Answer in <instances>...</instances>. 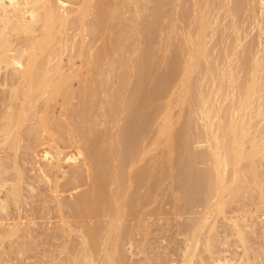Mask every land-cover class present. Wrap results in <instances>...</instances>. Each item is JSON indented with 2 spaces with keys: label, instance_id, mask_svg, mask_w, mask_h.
<instances>
[{
  "label": "bare ground",
  "instance_id": "1",
  "mask_svg": "<svg viewBox=\"0 0 264 264\" xmlns=\"http://www.w3.org/2000/svg\"><path fill=\"white\" fill-rule=\"evenodd\" d=\"M10 1L11 2L9 4H6L4 2V0H0V23H2V25H0L1 26V28H0L1 29L0 30V64H2V62H3V65H2L3 68L2 67L1 68L4 69V63H5V65L10 66L8 68L14 69V70L9 69L10 71L11 70H13V71L18 70L19 73L16 72L17 76H18V74L21 75V76H19L20 81L18 82V84H17L18 86L16 88L17 92L15 91L16 93H18V95L19 94L25 95V97H26L27 94H34V93H40V92H41V95H43V96H44V94L45 95L46 94L51 95V93L55 91L57 85H60L62 82H66V83H62V85L64 84L63 85V87H64L69 82V77L67 78L66 74H65L66 76L63 75L66 78L61 77L59 75L60 74L59 71L64 70V69H61L62 67L60 68V66H62L63 63L60 62L62 60L59 61V59L61 56H62V58L64 55L66 56L67 52H66V54L64 52L66 50H68L67 49L68 44L66 43L67 48L65 47V44H64L66 42V40L63 43V40L66 37V35H65L63 38V35H64L63 34V30H64L63 27L66 24V22H67V24H69V23H72L71 22L72 20L73 21H74V19L77 20V18H76L77 16L75 15L76 13L75 14L73 13L74 16H76L75 18H73L74 16L72 15L73 19L64 15L65 14L64 11L69 9V8H66V7H68V6H66L67 4L65 2H62L61 0H10ZM96 1H98L96 6L94 7L96 9H94L93 11H96V13L98 12L101 14H99L100 16L97 19V17L96 16L94 17V14H93L95 12H92V11L90 12L91 14H93V17L91 15H90V17L95 18V23H94V20L90 18L89 23L91 26H86V27H91V28H90V30L85 29V31H83V33L85 34L86 30H87V32L88 31L91 32V33L88 32L91 35L93 32L92 29H94L93 24H95V28H99V29L98 30L96 29L97 33L94 34L93 36L96 35L95 39L98 40L101 37L104 38L105 34L108 36V34L110 33L109 31H107L109 33H106V31H105L106 28L108 30L110 29V28H108L110 26L109 25L110 21L108 20L109 22L107 23V19L109 18L107 16V10L105 9V11H103V7H105L107 4L106 0L104 1L106 3H104L103 0H96ZM160 1L162 2V4L158 7L155 6V8L156 7L157 8L156 9L154 8L155 11L151 12L152 16L150 15L149 18L152 19V17H153V19H154V20H152V21H154L153 23H156L158 21L161 22L163 19L164 20L166 19L168 21V22L166 21L168 23L167 29L170 32V34L172 35L171 36L172 38L169 37L172 40L171 41L167 40L171 43H168L165 40V42H167L168 44L164 43L165 48L162 47L163 50L160 49V47H159L160 52L158 51L157 48L153 49L154 51L148 50V51H150V52L152 51V52L150 54L146 53L149 56H147L145 54L147 56V58H145V57H143L144 53H140V51H139V47L136 44L137 41L135 42V44H132L133 42L131 43V40H130L131 38H130L127 41V43L125 41V43H126L125 45L121 44V42H122L121 38L123 37L125 39V37H126V34H125V37H124V35H122V37L120 38V36L122 34L121 33L119 36V38L121 39V40H119V42L120 41L121 42L119 43L116 40L117 43H119V44H117L116 41H113V40H112L113 44H112L111 40L109 41L111 43H108L107 41L109 39L106 40V35H105V40L103 38L100 39L102 42L101 48L97 47L98 49L96 48L97 50L96 51L94 50V52L92 53V54L95 53L94 55H92L91 57H87V59H85V58L83 59V60H87V68H86L87 70L86 71H88L87 74L91 78V79L89 78L90 79L89 81L92 82V84H91L92 86L89 85L91 88L87 87L90 90V92H89L90 94L88 95L89 96L88 99H90V96H91L92 97V101H91L92 103L91 102L86 103L89 105L87 106L85 104L86 107H84L85 109H83V111H81L82 108H80L81 110L79 109L81 111V115L79 113L80 111L78 113H79L80 117L82 116V118H79V120H78L77 117H79V115L78 116L76 115L77 119H75V120H77V121H74V120L73 121L76 122L77 125H75L76 126L75 127L73 124V126H74V128H77L78 130L80 129V131L82 133L77 130V132H80L79 134H82V135L86 134L87 135V137H86V135H84L85 138L87 139V140H85L86 142H88V141L92 142V143H90V148H91L90 153H92L91 154L92 158L91 157L90 158L92 160V162H91L93 164L92 166H94V169H92V173L94 171V174H92L93 177L91 175L92 182H90L91 179L89 180V178H88V180H89L88 182H90V184H88V186H85L86 188H88L89 191L85 190L86 188L83 189V190H85V192L82 191L83 194L80 193V196L78 195V199L76 197L75 199H77V200L74 202L71 201L72 204L70 203V206L68 205L69 209H71V211H72V216H73V213H75L74 218L75 219L77 218L78 221L77 222L75 221L74 225L65 226L66 224L65 225L61 224L63 222V220H62V222H58L54 225V227L56 226L55 233H57L55 235H57V237L60 238L62 242H59L61 244L57 243V244H59L58 253H56V255L53 257V258H55V260H52V261H54V262L56 261V263H53V264H124V263L128 262L126 260L127 258L125 259V262H124V257H126L127 255L124 256L125 252H123V251H124L125 243L127 244L129 242L128 240L131 239V237H130L131 229L133 228L134 224L137 225V226L135 225L134 227H137L138 230L142 229L141 227H143V224H144L143 222H145L142 220H144V217H147L146 215H148L149 217L151 216L152 212L154 211V210L152 211V205L156 203V200H152V198H150L151 196H149V195H148L149 196L148 198L147 197L144 198L145 202L147 201L150 204L147 207V212L140 214V216H138L139 214L137 215L138 217L136 219L139 218V220L137 221L138 223L135 222L133 224V226H132V224H129L130 219H128L127 217H129L131 215L134 216L136 213H139L136 210L138 205L135 206V203L139 204V201H140V204L142 203V205H141L142 208H144L145 205L148 204L147 202H146L147 204L143 203L144 200H143L142 195H141L142 196V198H141V196H139L137 193H135V190H136L135 184H142V185H144V187H146L147 190H151L152 187H154L153 186L154 183L157 181L156 178H154L153 176H150L149 171H148L149 169L147 170V167L149 168V166H146L147 163L144 164L146 161L147 154L149 153L151 147H152V150H154V148L158 149V147H159L158 145L161 146V144H164V143L166 144L167 148L164 149L165 150V152H163L164 156L163 155L162 156H163V160L165 161V163L166 164L168 163V166L169 165L171 166V167H169L171 169H172V165H175L177 160H179L181 163L186 162L184 164L187 166H190V167L193 166L194 164L196 165V163H203V164H206L208 166L206 168V171H205L206 172V176H205L206 181H204L205 183L204 182L201 183L200 181L197 182V183L204 184L203 189L200 186L201 187L200 189L203 190V192L201 194L202 195V201H199V203L201 202L202 204L198 205V210H197V208H196V210L194 209L195 207H197L195 201H194L195 207L192 206L193 202H192V205H190L191 207H189L188 204H191V203H189V200H187V199L186 200L188 202L181 204V201L183 199V195H187V198L188 197L192 198L193 194L195 195V192L197 190L191 189V186H192V184L194 186L195 182H193V180L197 176H195L192 180L191 176L189 175L188 179L189 178L191 179L190 180L191 183L188 180L186 183H185L186 180L183 181L184 185L183 184L181 185L182 182L179 183L180 184L179 186L181 188H182V186L183 187L186 186L187 189L192 190V191L194 190L195 191L194 193H192V191L187 192L186 191L187 189L183 188L186 190H185V193L181 194L179 192H181L182 189L180 190L179 188H176L180 191L177 192L176 193L177 196L174 197V204H173L174 212L172 211V215L174 213V215L177 218L183 219V221L184 220L185 221L191 220L190 219L191 216L193 217L196 214L200 215V217H197L195 219V220H197L198 223H196V222L193 223V224H196L195 226H193V224H192L193 229H192V227H189V229L185 228V230H184V227H186V225H187V222H184V223H186V225L183 227V229L180 230V232L183 230L184 235H186V236L190 235V237H191V238L189 237L190 240L195 239V241H196V242L194 241L196 244L194 246L195 249L192 252L193 255L192 254L189 255L188 253H185L186 256H184V258H183V264H195V262H193L194 258H199L200 262L196 261L197 264H199V263L200 264H209L208 263L209 261L206 260L208 258H204L203 255L197 254V252H199L197 250V248H198V246H200L199 244L202 243V241H201L202 237H200V238L198 237V234H199L200 230L202 229L201 225L204 222L207 224L210 221L214 224V222L219 217V215L224 214V211L226 210L225 207L227 205V202L225 201V199L230 198V197L232 198L234 192L241 190V187H242L241 184L243 182V181H241V179H242L241 175H243L244 177L246 175L252 176L253 180H252V178L250 180V182H252L251 190H254V192L256 191V193L261 194V197H264V183H263L264 179H262L263 175H261L262 177L260 176V174L257 171V170H259V168H257L258 166L256 167V165L260 163L259 161H264V0H185V2H187V3L189 2L187 9L183 8L182 1H184V0H172L171 3H168L169 1H167V2L162 1V0H160ZM85 3H87V1ZM88 4L94 5L95 3L93 2V4H92V2H91V4L90 3H88ZM108 5H110V4H108ZM138 5H136V6L138 7ZM167 5H169L168 7H172V8L170 9L171 11L167 10V13H166L165 12L166 10L164 9V7H166ZM256 5H258V6L256 7ZM181 6H182V8H181ZM83 8H85V7H83ZM83 8H81V9H83ZM106 8H107V6H106ZM122 8H123V6H122ZM138 8L140 9V7H138ZM138 8L136 9V11L138 10ZM98 10H100L101 12ZM163 10H165V11H163ZM256 10L258 11L257 14L255 13ZM69 11H71V10L69 9ZM82 11H79L80 14L78 15V21L81 20V17L85 14V12L83 14ZM89 11L90 10H88L87 13ZM72 12H74V11H72ZM139 13H140V10H139ZM108 14H110V11H108ZM113 14L114 13H112V15ZM141 14H142V12H141ZM140 15H139V17H140ZM256 15L260 16V17H258L259 18L258 22L260 21L259 22L260 26H259V23L257 22L258 27H260V29L259 28H257V29H259V31L261 32L260 34H262V35H260L259 33H257L260 35V37L257 34L254 36L252 35L255 32V30H253L254 29L253 26L256 25L255 24L256 23L255 21L257 20ZM69 19H72V20H69ZM83 19H86V17ZM111 19H112V17H111ZM76 20H75V22H76ZM86 20H88V19H86ZM91 21H93V23ZM54 22L57 23L56 24L57 26L55 25L57 27L56 29L51 28V26ZM83 22H82V24H83ZM141 22L143 23V21H141ZM150 22L151 21H149V23ZM40 23L42 24L43 33L40 31V29H36V28H39V27H37V25ZM85 24H87V23L84 22V26H85ZM107 24H108V26H107ZM112 24H113V22H112ZM78 25H80V24L79 23L77 24V28H80V26L78 27ZM137 25H140V23ZM71 26H72V24H71ZM142 26H144V25L142 24ZM142 26L140 25L141 29L144 28ZM155 27H156V25H155ZM77 28H76V31H77ZM101 28L104 30H102ZM145 28L147 29V27H145ZM52 29H54V30H52ZM67 29L69 30V28H67ZM100 29H101V31H99ZM112 29H114V27H112ZM37 30L40 31V33L42 34L41 35L42 37L40 35H39L40 37L37 36V34H36V32L38 33ZM83 30H84V28H83ZM94 31H95V29H94ZM145 31H148V30H145ZM149 31H152V33H153L154 30L149 29ZM259 31H256V32H259ZM101 32H103V33H101ZM104 32H105V34H104ZM155 32L156 31H154V33ZM12 33L24 34L26 37V40L29 39L28 40L29 43L32 40L38 39V41H36L37 42L36 44L39 46L40 51L38 50V52L41 54L40 59H38V57L35 59H34V57L32 58L33 54H31V52H32L31 49H34L36 47V45H34L35 47L33 45H31L32 47H34V48H31V46H28L30 44H28V45L26 44L28 41L23 42L26 44L27 49H28V47L31 48V49L27 50L26 52L25 51H19L16 49L14 50L12 47H11L12 49L11 48L9 49V47L12 46V43H13V41H11V38H9ZM147 33H149V32H147ZM154 33H153V36H154ZM101 34L102 35L104 34V35L102 36ZM110 34H112V33H110ZM143 34L141 33V35H143ZM78 35H77V38H78ZM99 35H101V37ZM138 35H140V34L138 33ZM18 36H21V38H22L20 40L21 42H22V40L25 39V38L23 39V37H24L23 35H18ZM12 37H13V34H12ZM14 37L17 38L16 36H14ZM86 37L88 38L89 36L86 35ZM70 38H72V37H70ZM87 38H86V40L88 41L89 38L88 39ZM119 38L117 37L116 39H119ZM18 39H20V38H18ZM18 39H17V41H18ZM74 39L76 40L75 36H74ZM74 39H72V40L74 41ZM92 39L93 40H91V39H89V40H91V42L95 41L94 37ZM124 39H123V41H124ZM17 41H16L15 45L17 43H19V45H20L21 43L17 42ZM70 41L68 40L67 42H70ZM87 41L84 43L86 45V47L84 45H82L85 49L88 46ZM104 42H106L107 44L103 47V45L105 44ZM128 42L130 43V45L128 44ZM23 43H22L23 46L20 45V46H22V48L20 47L21 49L25 48V46H24L25 44H23ZM100 44H99V46H100ZM70 45H71V43H70ZM91 45H93V44L91 43ZM13 47H15V46H13ZM83 47H82V49H83ZM87 49L89 50V48H87ZM93 49H95V48H93ZM75 50H76V47L72 51H75ZM88 50L84 51V49H83L82 51L88 52ZM156 50L158 52H155ZM161 50H162V52H161ZM214 51L218 52V54L216 53L217 55H215ZM10 52H12V54ZM211 52H214V53H211ZM34 53H35L34 54V56H35L36 52H34ZM155 53L156 54L158 53L161 55L159 56L157 54L159 56L158 57L157 55H155ZM86 54L88 55V53H85L84 56ZM59 62L61 64L60 66H59ZM19 67L22 69L24 68V69L23 70L19 69ZM146 68L149 69V72L151 71L152 75H151V73H150V75L144 74V72H145L144 70ZM149 72H147V73H149ZM56 73H59V74H56ZM12 74H14V73H12ZM61 74H62V72H61ZM12 76H14V75H11V77ZM14 77H12V78H14ZM161 78H163L167 81L166 82L163 80L167 84V88H166V84L165 83L163 84L162 88H164V86H165L164 91H162L163 94L161 93L160 85L157 82V81H159L158 79H160L162 81ZM0 80H1V77H0ZM153 80H155L157 83ZM152 81H153V84H152ZM1 82H0V84L2 85L3 82L2 83ZM14 82H16V81H14ZM154 83L156 85L157 84L159 85L158 86L159 89L157 88V86L155 87ZM7 84L9 85V82H7ZM68 85H69V83H68ZM84 86H85V84H84ZM63 87H60V89H64ZM66 88L67 87L65 86V90H66ZM102 88H103V90H102ZM85 89H86V87L83 88L82 91L80 90V92L81 93L82 92L88 93L89 90L87 91ZM7 90H9V89H7ZM158 90L160 91L161 94L158 92ZM12 91H13V89H12ZM56 91H59V88ZM99 91L102 92V93H100L101 95H103L102 97H104V96H108V97L110 96L111 97V99L113 100V101L111 100V102H113L111 109L108 110V107H110L111 104L105 105L101 102L103 99L99 97L100 96L98 94ZM75 92L77 93L78 91H75ZM80 92H79V94H80ZM103 92L105 95L103 94ZM70 93L68 94V97H69ZM56 95H57V92H56ZM71 95H73V94L71 93ZM97 95L100 99H102L101 101L99 100V98H97ZM63 96H64V94H63ZM145 96H147L148 101H150L149 103H152V104L147 105V106L150 107L152 105L154 107L153 108L151 106L154 110L153 117L151 116L152 114L150 113L151 114L150 120H152V118H153V120L152 121L146 120V123L144 122L145 117L142 116L143 111L147 108V107H145L146 104H149L145 100V98H146ZM18 97L19 96H17V98ZM22 97H24V96H22ZM38 97H41V96L38 95L37 99H38ZM76 97H77V95H76ZM149 97H150V99H153V100H149ZM29 98L30 97L26 98V100ZM94 98L95 99L97 98L96 100H99L101 102L100 105L97 104V109H100V107L103 108L104 105L108 106L107 108L105 107L103 109L104 112H105V110H107L106 113H104V116H106L108 119V122L111 121L113 125L115 123L121 124L120 127H121L122 131L124 130L123 127L124 128L126 127L125 124L126 125L129 124V123L127 124L128 121L126 122V119H128L130 117L128 120L131 121V117H136L137 114H139L138 117H141V116L143 117V118H140L143 120L138 121V123H139L138 127H137L138 129H139V126L141 128L144 123H145L144 127L146 126L147 123L149 124V125L147 124L148 126H146L145 128L142 127L140 129V131L142 129H144L142 131H145V130L147 131L148 130L147 127L150 126L149 130L147 131L148 134L147 133L145 134V136H147V138H145V139L143 138V140H142L141 136H139V138L141 140L139 139L140 141L138 140V143H136L135 138L137 137L138 133H137L136 137H134L133 141L135 140L134 142H135V145H137V146H136V148L134 147V149H133L134 151L130 149L132 152V155L129 158H127L129 161H127V159L125 160L126 162L124 161L126 164L125 167L122 165V162L119 163V158H120L121 154H119V158H118V154H116V153H119L118 151H120L119 150L120 149V146H119L120 142L114 143L115 142L114 141L113 142L114 144L111 147H110L111 144L108 145V143H107V146H108L107 148L104 146H103L104 148H102L100 146L101 144H100L99 140L101 139V137H100L101 135L100 136L97 135V134H100L99 131H98V133L94 132V127L97 124V123L94 124V122H96L95 119L97 117L92 116V113H93V109H95V108L91 107L92 112L90 109V106L93 103H95ZM138 98H139L140 102H138V104H137V101H135V100H138ZM47 100H48V97H47ZM72 100H73V98H72ZM81 100H82V97H81ZM143 100L146 102V104L143 103ZM173 102L176 104V106H179V108H182V110H185L184 112H187V114L191 116V120H194V123H195L194 127L195 128H193V126H189V127H187L188 130L193 131V133H194V131L196 132V130H197V131H199V133L197 132V133L190 135V132H188V134L186 133L187 134L186 138H182L180 136L185 137L184 136L185 133L184 134L182 133V135H181L180 134L181 131L179 132L177 130V132L180 134L178 136V133L174 130L175 126L177 128V125H178V124L176 125V122L173 120V119H175V118H173L175 115H173V117H171V113H173L172 110L175 111V109H173V107L175 105V104H173ZM96 103L93 104L92 106L95 105V107H96ZM132 103L133 104L136 103L134 105L136 107L131 106V105H133ZM15 104H17V103H15ZM29 105H30V103H29ZM41 105H43V103ZM60 105H62V104H60ZM21 107H22V105H21ZM39 107H40V105H39ZM22 109H23V107H22ZM176 109H177V107H176ZM32 110H33V108H32ZM39 110H41V109H39ZM149 110H150V108H149ZM17 112H19V111H17ZM100 112L103 113L101 110H100ZM22 114H24V111ZM58 114H59V111H58ZM94 114H95V111H94ZM173 114H175V113H173ZM24 116H26V115H24ZM57 117H59V115ZM92 117H93L94 121L92 120ZM13 118H15V117L13 116ZM20 118H21V114H20ZM183 118H184V115H183ZM63 119L65 120V118H63ZM72 119H74V118H72ZM21 120H19V121L20 122L24 121L23 118H21ZM64 120H63V122L60 123L61 126L59 125V127L61 128L64 125V127L68 131L67 134H70V137L72 136V138H73L75 136L74 132L76 130H74V128H71V126L69 127L68 122L67 121L64 122ZM181 120L182 119L180 118V121ZM35 121H33V122H35ZM69 122H70V119H69ZM111 122H109L110 126H111ZM140 122H142L141 125H140ZM150 122H151V124H150ZM35 124H36V122H35ZM78 124L83 125V127L80 125H79L80 126L79 127ZM27 127H29V126H27ZM30 127H32V126H30ZM129 127H130V125H129ZM135 127H136V125H135ZM127 128H125V130ZM192 128L195 130H192ZM66 129L64 130L62 128V130H64V132H67ZM112 129H113V127H112ZM128 129H130V128H128ZM28 130H30V129H28ZM125 130H124V133H125ZM86 131H87V133H86ZM128 131H130V130H128ZM133 131H135V130H133ZM133 131H130V134ZM140 131L138 130V132H140ZM106 132H108V131H106ZM126 133L124 134L125 136H126ZM39 135H40V133H39ZM88 135H89V137L91 136L90 137L91 139L88 137ZM119 135L120 134H118L119 138H117V141L120 140L121 136L124 137V135H120V136ZM142 136H144V133L142 134ZM66 137H69V136L66 135ZM66 137H65V139H66ZM98 137H99V139H98ZM111 137H112V135H111ZM195 137L203 138V141L206 143V148L203 151H197L196 149L193 148V146H195L194 145ZM92 138H97V139H92ZM180 138H182V139H180ZM112 139H114V138L112 137ZM112 139H110V140H112ZM196 139H195V142H196ZM51 140L53 141V139H51ZM69 140L70 139H68L67 141H69ZM73 140H74V138H73ZM76 141H77V138H76ZM197 141H198V139H197ZM111 142L112 141H110L109 143H111ZM123 142H124V140L122 141V143ZM98 143H99V146L101 147V149L99 146H97ZM93 144H94V146H93ZM50 146H51V144L49 145V147ZM122 146L123 145H121V150L123 148ZM93 147H95V148H93ZM132 147L133 146H131V148ZM126 149L128 150V147ZM66 150H68V149H66ZM128 152L131 154V152L129 150H128ZM69 155H71V153H69ZM126 155L124 154V158ZM4 158H6V157H4ZM121 158H123V157L121 156ZM120 160L123 161L124 159H120ZM159 160H161V159H159ZM39 161H41V160H39ZM39 161H37V162H39ZM75 162H76V159H75ZM78 162H80V161H78ZM127 162H128V164H127ZM158 162H161V161H158ZM177 163H178V161H177ZM119 164L122 165V169H121V166L119 167ZM166 164L164 167L167 166ZM262 164H263V162L259 166H261ZM158 165L155 164V166H157V167H158ZM39 166H40V163H39ZM166 169H168V168H166ZM171 169H169V171H171ZM0 170H1V168H0ZM172 171H173V169H172ZM1 173L2 172L0 171V174ZM47 174L46 175L44 174L43 177L46 178L45 176L49 175V174L48 175ZM71 174H72V172H71ZM90 174H91V172H90ZM153 174H154V172H153ZM194 174H195V172H194ZM173 175H175V174H173ZM203 175L204 174H202V176ZM50 178H52V177H50ZM50 178L47 177L46 179L51 180ZM78 179H79V177H78ZM201 179L203 180V178H201ZM195 180H197V179H195ZM246 181H248V180H245V182ZM187 183H190L191 186L189 184L185 185ZM156 184H157V182H156ZM175 184H176L175 185V187H176L178 185V183H175ZM243 184H244V182H243ZM2 185L3 184L0 181V189L2 188ZM80 186H82V185L80 184ZM90 186H91V188H90ZM121 186H125V187L127 186V189H126L127 192L128 193L131 192L130 196L133 195L132 196L133 198L130 200L129 204L127 202L126 203L124 202L125 200L128 201V199H125L123 201L124 197L123 198L121 197L122 194H125V192H126V190L124 192L120 191ZM64 188H66V187H64ZM77 188H80V187H77ZM131 188H134V189H131ZM176 189H174L175 192H176ZM80 190H82V188H80ZM65 191H66V189H65ZM65 191H63V192H65ZM72 191H73V189H72ZM13 192H15V191H13ZM13 192L10 194H11V196H13L15 198L16 194ZM79 192H81V191H79ZM74 194L77 195L78 194L77 191ZM241 194H242V192H241ZM105 195L109 198L106 199ZM197 195H195V197H197ZM66 196H67V194H66ZM198 196L200 197V194ZM5 197L8 198V196H5ZM103 198L105 200H108V203L106 202L108 205L106 203H104ZM134 198L136 199L135 203L133 202V201H135ZM68 199L70 200V197ZM141 200L143 202H141ZM172 202H173V200H172ZM236 202H238V201H236ZM5 203H4L5 205H2V206L0 205L1 206L0 212L3 211V213H4V211H7V210L10 212V210L8 209V206H7L9 202L8 203L5 202ZM186 206H188V207H186ZM235 210H237V209H235ZM251 210H254V209H251ZM250 214H252V213H250ZM102 215L107 216L108 218L109 217L111 218L109 223L105 224L103 222V220H102V222L104 224L99 223L98 220H96V222L92 223V220L99 219V217H101ZM186 216H188V217H186ZM189 216H190V218H189ZM253 217H251V218H253ZM6 218L8 219V217H6ZM7 219H5V220H7ZM2 220H3V218L1 219L0 224H2ZM66 220H67V217H66ZM123 221H125V222H123ZM243 221H244V219H243ZM189 222H191V221H189ZM10 223H12V222H10ZM73 223H74V221H73ZM184 223H183V225H184ZM236 224L234 226L238 227ZM190 225L191 224L188 223L187 226H190ZM207 226H209V225H207ZM239 226H240V223H239ZM27 227H29V226H27ZM30 227H32V226H30ZM209 227H211V226H209ZM245 228H244V230H245ZM1 230H2V228H1ZM52 230H54V229H52ZM133 231H134V228H133ZM145 231H146V229H145ZM232 231L234 232V230H232ZM72 233L77 235V237L74 236V238H73L74 241H75V238H77L75 241L76 243L73 244L74 248L71 245V241H70V246H69V244L66 243L67 241L65 240ZM188 233H190V234H188ZM243 234H244L243 229L239 228L238 235H239L241 241H243V243H245V241L243 239V236H244ZM10 236H11V239H14L17 236V233L12 232ZM71 236L73 237V235H71ZM1 239H2V237L0 238V241H1ZM186 239H188V238H186ZM16 242H17V240H16ZM194 242H192V243H194ZM66 244H68V245H66ZM132 244H133V242H132ZM225 244H227V243H225ZM27 246L30 247V245H27ZM184 246H185V244H184ZM206 246L209 249L210 243L207 242ZM13 247H14V245H13ZM68 247H69V250H68ZM70 248H71V250H70ZM187 248H189V246H187ZM201 248H203V247H201ZM25 250H26V248H25ZM224 250H226V248ZM21 252H23V250ZM190 252H191V249H190ZM63 253L66 254V255H64V258H62L60 255ZM217 253H218V251H217ZM182 255H183V252H182ZM247 256H248V254H247ZM214 258H216V257H214ZM224 259H222V260H224ZM229 259L230 258L227 257V259H225V261H222L220 258H218V259H214V261H218V262H220V264H231V262H233V261L231 259L230 260ZM251 261H252V259H251ZM7 262H8V260H7ZM23 263H24V261H23ZM170 263L173 264L174 262L170 261ZM255 264H258V263H255Z\"/></svg>",
  "mask_w": 264,
  "mask_h": 264
},
{
  "label": "rangeland",
  "instance_id": "2",
  "mask_svg": "<svg viewBox=\"0 0 264 264\" xmlns=\"http://www.w3.org/2000/svg\"><path fill=\"white\" fill-rule=\"evenodd\" d=\"M61 1L65 2L67 4L66 6H68L66 8H69L71 10V11H69V9L65 10L66 12L64 11V13H65V14L63 13L64 15H66L67 17L72 18L74 16V14L76 13L75 15L77 16V17L76 16L73 17V18L76 17L77 20L74 19V21H73L72 20L73 18L69 19V20H72L71 21L72 23L67 24V22H66V24L63 27L64 28V30H63V34H64L63 38L66 35V37L63 40V43L66 40V42L64 44H65V47L68 44L67 45L68 48L66 47L68 50H66L64 52L65 54L67 52L66 56L64 55L63 58L61 56L60 59H59V61L62 60L60 62L63 63L62 66H60L61 64L59 62V66H60V68L62 67L61 69H64V70L63 71L62 70L59 71L60 74L56 73V74H59L61 77H64L63 75H65V74L67 75V76L65 75L67 78L69 77V82H68L69 85H68V83H67L68 86L65 85L68 89L66 88V90H65V86L63 87L64 84L62 85V83H66V82H62L60 85H57V87L59 88V91H56L58 89L56 87L55 91L52 92L51 95L50 94H46V95L44 94L45 97L43 95H41V92L40 93H34V94H27L26 97H25V95H20V94L18 95V93H16L17 92L16 88L18 86L17 85L18 82L20 81L19 76H21V75L18 74V76H17L16 72L19 73L18 70L13 71L14 69L13 68H8L10 66L5 65V63H4V69H2L3 68V66H2L3 62H2V64H0V68L2 67L0 69V77H1L0 82L1 81L3 82L2 85L0 84V125H1L0 126V168H1L0 171L2 172L0 174V181L3 184L2 188H1L2 190L0 189V205L2 206V205L6 204L5 202H7V203L9 202L7 206H8V209L10 210V212H11L10 213L8 210H7L8 212L7 211H4V213H3V211L0 212V217H1L0 218V222H1V219L3 218L2 224H0V238L2 237V239L0 241V264H26V263L27 264L28 263L29 264H53V263H56V261L54 262L52 260H55V258H53V257L56 255V253H58V247H59V244H61L59 242H62V241H61L60 238L57 237V235H55L57 233H55L56 226L54 227V225L56 223H58V222H62V220H63V222L61 224H63V225L66 224L65 226L74 225L75 221L76 222L78 221L77 218L76 219L74 218V214L75 213H73V216H72V211H71V209H69L70 203L72 204L71 201H73V202L76 201L78 199V195L80 196V193L83 194L82 191L83 192H85V190L89 191L88 188H86L85 186H88V184H90V182H92L91 175L94 174V171L92 173V169H94V166H92L93 164L91 163L92 162V160H91V158H92L91 154L92 153H90L91 152L90 143H92V142L91 141L90 142L89 141L88 142L85 141V140H87L85 138V136H84V135H86V134H84L85 132L83 133L84 135L79 134L81 131H80V129L78 130L77 128H74V126L77 125V123L74 122V121H77V120H75L77 118H78V120H79V118H82V116L80 117V115H81V111H83V109H85L84 107H86L85 104L92 101V97L91 96H90L91 100L88 99L89 98L88 95L90 94L89 93L90 92L89 88H91L90 86H92L91 85L92 82L89 81L91 78L87 74L88 71H86L87 70L86 69L87 68V60H83V59L84 58L87 59V57H91L92 55L95 54V53L92 54L94 52V50L96 51L99 47L101 48L102 42H101L100 39H102L103 37H101L102 34L99 35L101 38L99 37L100 39H98L99 40L98 41V40L95 39L96 35L93 36L94 34L97 33L96 29L97 30L99 29V28H95V24H93L95 31H94V29H92L93 32H92L91 35L89 34V33H91L90 31H88L89 33L87 32V30H90L91 27H86V26H91L90 23H89L90 22L89 19L91 18L90 15L93 17V14H94V17L96 16L97 19H98L99 16H100L99 14H101V13H98V12L96 13V11H93L94 9H96L94 7L96 6V4L98 2L96 0H61ZM86 1H87V3H85ZM104 1L105 0H103V2ZM162 1H166V2L169 1L168 3L172 2V0H162ZM4 2L6 4H9L11 1L10 0H4ZM91 2H92V4H93V2L95 4L94 5H89L88 3L91 4ZM106 2H107L106 6H107L108 9L105 6V7H103V11H105V9L107 10V16L110 18V19L109 18L107 19V23L110 21V23H109L110 26L108 27L110 29L108 30L106 28L105 31H106V33H109V32L112 33V34L109 33L108 36H107L105 34V32H104V34L106 35V40L109 39L107 41L108 43H111L112 40L113 41L117 40L119 42V40L122 39L121 40L122 42L121 41L120 42H121V44L125 45L127 43V41L131 38L130 40H131V43L133 42L132 44H135V42L137 41L136 44L139 47V51H140V53H144L143 57H145V58H147V56H149V55H147L148 53L150 54L152 52V51L150 52L148 50H153V49L157 48L158 51H159L160 49H162V47H164V43L165 44L167 42L171 43L169 41L172 40L171 39L172 35L170 34V32L167 29L168 28V23H167L168 21L166 19L164 20L162 18L163 20L161 22H159V21L156 22L155 21L156 23H153L154 22V21H152V20H154L153 17H152V19L149 18L150 15H151V12H154L155 9L162 4V2L160 0H158V1L157 0H108V1L106 0ZM106 2H104V3H106ZM134 3L135 4L137 3L136 5L139 4L138 7H140V9ZM188 3L185 2V0L182 1V5H183L184 9H187ZM108 4H110V5H108ZM121 5L123 6V8H122ZM79 6L81 8L85 7V8H83L84 10L81 9ZM155 6H157V7L155 8ZM168 6L169 5L164 7V9L166 11L163 10L166 13H167V10L169 11L172 8V7H168ZM257 6L258 5H256V7ZM137 8H138V10L136 11ZM181 8H182V6H181ZM88 10H90V11L87 13ZM139 10H140V13H139ZM257 10L255 12L256 14L258 12ZM72 11H74V12H72ZM79 11H82L83 14L85 12L84 15L82 14L83 16L81 17V20H79L80 22L78 21V15L80 14ZM91 11L95 12V13L91 14L90 13ZM98 11H100V10H98ZM108 11H110V14H108ZM141 12H142V14H141ZM112 13H114L115 15L114 14L112 15ZM139 15H140V17H139ZM85 17L89 21L86 20V19H83ZM111 17H112V19H111ZM258 17H260V16L259 15L257 16V20L255 21L256 25L253 26V28H254L253 30H255V32L253 31L254 32L252 34L253 36L256 35L257 33H259V34L261 33L259 31L260 27H258V25H257V22L259 20ZM91 19H93L94 23H95V18H91ZM75 20H76V22H75ZM83 21L86 22L87 24L88 23L89 24L88 25L85 24V26H84V22ZM141 21H143V23ZM149 21H151V22L149 23ZM77 22L80 24V25H78V27L80 26V28H77V24H78ZM82 22H83V24H82ZM91 22L93 23V21H91ZM112 22H113V24H112ZM139 23H140L141 26L143 24L144 26H142V27H144V28L141 29L140 25H137ZM56 24L57 23L54 22L52 24L51 28L56 29L57 28ZM71 24H72V26H71ZM0 25H2V23H0ZM155 25H156V27H155ZM107 26H108V24H107ZM111 26L114 27V29H112ZM259 26H260V23H259ZM37 27H39V28H36V29H40V31L43 33L42 24L41 23L38 24ZM66 27L69 28V30ZM145 27H147V29ZM0 28H1V26H0ZM76 28H77V31H76ZM83 28H84V30H83ZM257 28H259V29H257ZM54 29H52V30H54ZM85 29H87V30H86V33L84 34L83 31H85ZM101 29L99 31H101ZM149 29L156 31L155 33L153 31L154 36H153L152 31H149ZM102 30H104V29H102ZM145 30H148V31H145ZM37 31L39 33L38 34L36 32L37 36H39V35L41 36L42 34L40 33V31L39 30H37ZM107 31H109V32H107ZM256 31H259V32H256ZM147 32H149V33H147ZM101 33H103V32H101ZM138 33L140 35H138ZM141 33L142 34L144 33V34L141 35ZM12 34H13V37H12ZM12 34H11V36L9 38H11V41H13V43H12V46L9 47V49L12 47L14 50L16 49V50H19V51H25L26 52L27 50H29L31 48H34L35 47L34 45H36V47L34 48L36 51L34 49H31V51H32L31 54H33V56L32 55L31 56H32V58L34 57V59L37 58V57H38V59H40V55L41 54L38 52L39 46L36 44L37 43L36 41H38V39L37 40H32L29 43V41H28L29 39L26 40V37H25L24 34H22V33L21 34L20 33H15V34L12 33ZM120 34H121V36H120ZM125 34H126V37H125ZM259 34H257V35H259ZM18 35H23L24 36L23 39L24 38L25 39L22 40V42H21L20 40L22 38H21V36H18ZM77 35H78V38L81 41L77 38ZM86 35L89 36L88 38L91 39V40H93L92 38L94 37L95 41L91 42V40H89L86 37ZM105 35H104V38H103L104 40H105ZM122 35H124L125 39L122 37ZM260 35H262V34H260ZM260 35H259V37H260ZM14 36H16L17 38H15ZM74 36H75L76 40L74 39ZM119 36H120V38L121 37L122 38L120 39ZM70 37H72V38H70ZM117 37L119 39H116ZM169 37H171V38H169ZM18 38H20V39H18ZM86 38L88 39V41L86 40ZM17 39H18V41H17ZM72 39H74V41ZM123 39H124V41H123ZM68 40L69 41L71 40V41L67 42ZM110 40H111V42H109ZM165 40L166 41L169 40V41L165 42ZM16 41L20 42L21 43L20 45H22L23 42L28 41L26 44L27 45L30 44L28 46L33 45L34 47L31 46V48L28 47V49H27L26 44L23 43V44H25L24 45L25 48L23 47L24 49H21L23 45L20 46L19 43H17L15 45ZM86 41H87V45H88L87 48H89V50L87 48L85 49L82 46V45H84L86 47V45L84 44ZM117 41H116V43H117ZM125 41H126V43H125ZM70 43H71L72 46L70 45ZM91 43L93 45H91ZM104 43H103L104 44L103 47L107 44L106 42H104ZM119 43H117V44H119ZM99 44H100V46H99ZM112 44H113V42H112ZM128 44L130 45L129 42H128ZM13 46H15V47H13ZM75 47H76V50L72 51L73 49H75ZM82 47H83L84 51L88 50V52L82 51L83 50ZM92 47L95 48V49H93ZM159 47H160V49H159ZM162 50H161V52H162ZM158 51L156 50L155 52H158ZM34 52H36L35 56H34V54H35ZM214 52H211V53H214ZM10 53L12 54V52H10ZM83 53L84 54L88 53V55L86 54L87 56L86 55L84 56ZM216 53L218 54V52H215L214 54L217 55ZM157 54L155 53V55H157ZM158 55L160 56L161 54H158ZM9 69H13V70H11L12 72ZM19 69H22V68L19 67ZM146 69L145 70L143 69V70L146 73L149 72V69H147V70ZM61 72H62V74H61ZM145 72H144L145 75H150V73H151V71L149 73H147V74ZM12 73H14V74H12ZM11 75H14V76L16 75V76L15 77L12 76V77H14V78H12ZM151 75H152V73H151ZM66 77H64V78H66ZM161 79H162V81L160 79H158L159 81H157V82L160 85L161 93H162V91H164L165 86H164V88H162V87H163V84L165 83L164 81H166V80L163 79V78H161ZM14 81H16V82H14ZM153 81H155V80H153ZM153 81H152V84H153ZM7 82H9L10 86L7 84ZM84 84H85V86H84ZM158 84L157 85L155 84V87L157 86V88L159 89V87H158L159 85ZM59 86L63 87L64 89H60ZM85 87H86L85 90H87V91L89 90L88 93L87 92H84V93L82 92L81 93L80 90L82 91V89L85 88ZM87 87H89V88H87ZM166 88H167V84H166ZM7 89H9V90H7ZM12 89H13V91H12ZM102 90H103V88H102ZM75 91H78V92L76 93ZM100 91H99L98 94L100 95L99 97L102 98L103 100L100 99L98 97V95H97V98H99L100 101L102 100L101 102L103 104H105V105L106 104L107 105L111 104V106L108 107V106L104 105L103 108L99 106L100 109H97V104L98 105L101 104V102L99 100H96L97 98L96 99L94 98V102L95 103L97 102L96 103V107H95V105L92 106L95 103H93L92 105L90 104L91 105L90 109H91V107L95 108V109H93L92 116H96L97 117V118L95 117L96 118L95 119L96 122H94V124L95 123H97V124L94 127V132L98 133V131H99L100 134H97V135H99V136L101 135L100 136L101 139L99 140V142H100V144H101L100 146L102 148H104V147L107 148L108 147L107 143H108V145L111 144L110 145V147H111L114 143L120 142L119 143V146H120L119 150L120 151H118L119 153H116V154H118V158H119V154H121L120 158H119V163L122 162V165L125 167L126 166V164H125L126 161L125 160L132 155L131 150H133L134 147L136 148L137 145H135V142L138 143V140L140 139L139 136H141L142 140H143V138L144 139L147 138V136H145V134L149 130L150 126L147 127L148 128L147 131L146 130L142 131V130H144V129H142L141 130L142 132H141L140 129L142 127H144V124L146 123V120L147 121L148 120L149 121L153 120V118H152V120H150V117L151 116L153 117V113H154L153 108L154 107L152 105L151 106L153 108L151 106L150 107L147 106V105H150L152 103H149L150 101H148L147 96H145L147 98V99L145 98V100L147 101V103H149V104H146V102L143 100V103L146 104V106L145 105L144 106L147 107L145 110L143 109L144 110L143 111L144 115L142 114V116L145 117L144 118L145 119L144 120L145 123L142 121L144 124H143V126L141 128L139 126V129H138L137 128L138 124H139L138 121L139 120L140 121L143 120V119H140V118H143V117L142 116L138 117L139 114H137V113H136L137 114L136 117H131V121L128 120L130 118L129 117L128 119H126V122L128 121L127 124L128 123L129 124L128 125L125 124V126H126L125 128L128 127L130 129L127 128L125 130V128L123 127V129L125 130V133L127 132L126 136H125L124 135L125 134L124 130L122 131V129L120 127L121 124L115 123L113 125L112 122L109 121V122H111V126H110V123L108 122L107 117L104 116V113H106L107 110H105V112H104L103 109L105 107L106 108L108 107V110L111 109L113 102H111L112 99H111L110 96L109 97L108 96L102 97L103 95L100 94V93H102ZM56 92H57V95H56ZM68 92L69 93L71 92L73 95H71V93H70V95L68 97V94H69ZM79 92H80V94H79ZM158 92L160 93L159 90H158ZM63 94H64V96H63ZM103 94H104V92H103ZM38 95H40L41 97H38V99H37ZM76 95H77V97H76ZM17 96H19L20 98L19 97L17 98ZM22 96H24V97H22ZM28 97H30V98L26 100V98H28ZM47 97H48V100H47ZM81 97H82V100H81ZM72 98H73V100H72ZM149 100H153V99H150V97H149ZM135 101H137V104H138V102H140L139 98H138V100H135ZM14 102L17 103V104H15ZM29 103H30V105H29ZM42 103H43V105H41ZM60 104H62V105H60ZM135 104L136 103H134L131 106L136 107V106H134ZM173 104H175V103L173 102ZM21 105H22L23 109H22ZM39 105H40V107H39ZM86 105L88 106L89 104H86ZM176 107H177V109H176ZM32 108H33V110H32ZM80 108H82V110ZM149 108H150V110H149ZM39 109H41V110H39ZM173 109H175V111L172 110V112L175 113V114L171 113V117H173V115H175L173 117L175 119H173V120L176 122V125L178 124L177 128L175 126L174 130L176 132H177V130L179 132L181 131V133H180L181 135H182V133L183 134L185 133L184 134L185 137H183V136H180V137L186 138L188 132H190V135L194 134V133H197V132L199 133V131H197V130H196V132L194 131V133H193V131H189L188 130L187 127H189V126H193V128H195L194 127L195 123H194V120H191V116L188 115L187 112H184L185 110H182V108H179V106H176V104L174 105ZM22 110L24 111V114H22L23 113ZM100 110L103 113H101ZM17 111H19V112H17ZM58 111H59V114H58ZM94 111H95V114H94ZM78 112L80 113V115H79ZM91 112H92V109H91ZM20 114H21V118H23V120H24L23 122L19 121V120H21ZM182 114L184 115V118H183ZM24 115H26V116H24ZM58 115H59L60 118L57 117ZM76 115L77 116L79 115V117H77ZM13 116L15 118H13ZM62 117L65 118V120ZM72 118H74V119H72ZM180 118L182 119L181 121H180ZM69 119H70V122H69ZM63 120H64V122L65 121L68 122L69 127L71 126V128H74V130H76L74 132L75 136L73 135L74 136L73 137L74 140H73L72 136L70 137V134H67L68 131L64 127V125H63L64 123L62 124L63 126L61 128L59 127V125L61 126L60 123L63 122ZM92 120H93V117H92ZM33 121H35L36 124ZM142 122H140V125H141ZM73 124H74V126H73ZM147 124H146V126L149 125V124L148 125ZM150 124H151V122H150ZM79 125L80 124H78V126ZM129 125H130V127H129ZM135 125H136V127H135ZM27 126H29V127H27ZM30 126H32V127H30ZM80 126L83 127V125H80ZM112 127H113V129H112ZM27 128L30 129L31 131L28 130ZM62 128L64 130L66 129L67 132H64V130H62ZM193 128H192V130H195ZM77 130L80 131V132H77ZM128 130H130V131L135 130V131L131 132V134H130V131H128ZM138 130L141 133L138 132ZM87 131H86V133H87ZM106 131H108V132H106ZM39 133H40V135H39ZM137 133H138V135H137ZM143 133H144L145 137L142 136ZM118 134L124 135V137L121 136L120 140L117 141V138H119ZM180 134L178 133V136ZM66 135H68L70 138L66 137ZM111 135H112V137L114 139H112ZM136 135H137V137H136ZM65 137H66V139L68 138L70 140L67 141L68 139L66 140ZM86 137H87V135H86ZM88 137H89V135H88ZM134 137H136L135 138L136 141L134 140L135 142L133 141ZM76 138H77V141H76ZM182 138H180V139H182ZM196 138L197 137H195V139ZM51 139H53V141ZM92 139H97V138H92ZM98 139H99V137H98ZM110 139H112V140H110ZM195 139H194V145L195 146L192 145L193 148L196 149L197 151H203L206 148V143L203 141V138H201V137L199 138L198 137L197 138L198 141L196 139V142H195ZM121 140L122 141L124 140L125 143L124 142L122 143ZM110 141H112V142L109 143ZM50 144H51V146L49 147ZM120 144L123 145L122 146L123 147L122 150H121V145ZM93 146H94V144H93ZM97 146H99V143H98ZM131 146H133V147L131 148ZM158 146H157L158 149L154 148V150H152V147L150 148V151L147 154L146 161L144 163V164L147 163L146 166H149V168L147 167V170L149 169L148 171H149L150 176H153L154 178L157 179V181H156L157 184L155 182L154 185H153L154 187H152L151 190H147L146 187H144V185H142V184H135V189H136L135 193H137L139 196L142 195L143 196V200H144V198H146V197L148 198L149 196H151L150 198H152V200H156V203L152 205V211L153 210L154 211L152 212V214L150 216L151 218L148 215H146L147 217H144V220H142V221L146 222V223L143 222L144 223L143 224L144 228L141 227L142 229L138 230L137 227H134L136 225L134 223L139 220V218L138 219H136V218L138 216H140V214L146 213L147 212V207L150 204H149V202L146 201L148 203L147 204L145 202V200H144V202L141 200V202H143L144 204H147V205H145L144 208H142V206H141L142 203L140 204V201H139V204L135 203L136 199L134 198L135 201H133V202L135 203V206L138 205L136 210L139 213H136L134 216L131 215L132 217L131 216L127 217L128 219H130L129 224H132V226L134 224V226H133L134 231H133V228H132L131 232H130L131 239L129 238L130 239V240H128L129 242L127 241L128 243L127 244L125 243V245H124L125 247L123 246L124 247V251L123 252H125L124 256L127 255L126 257H124V262H125L126 258H127L126 260L128 261V262H126L124 264H130V263L131 264H168V263L171 264L170 261L174 262L173 264H183V258H184V256H186L185 253H188L189 255H191V254L193 255L192 252L195 249L194 248V246L196 244L195 243L196 242L195 239L190 240L189 239L190 235L186 236V235L183 234V230L181 232H180V230L183 229V227L186 225V223H184V222H187V225H188V223L191 224L190 226L186 225V227H184V230H185V228L189 229V227H192L193 223H195V222L198 223L197 220H195V219L197 217H200V215L196 214L193 217L191 216V218L189 216V218L191 219L189 221H191V222L185 221V220L183 221V219L177 218L174 215V213L172 215V211L174 212V210H173L174 197L177 196L176 193L179 192L181 189H182L181 192H179L181 194L185 193V190L187 189L186 186L185 187L182 186V188H181L179 186L180 185L179 183L182 182L181 185L182 184L184 185L183 181L186 180L185 183L187 182V180L190 181L191 179L190 178L188 179L189 175L191 176L192 180H193V178L195 176H197V177H195V179H197V180H195V179L193 180V182H195L194 186H193V184H192V186L190 185L191 181H190V183H187L185 185L189 184L191 186V189H194V190L198 191V192L197 191L195 192L194 190L192 191V190L187 189L186 190L187 192L188 191H192V193L195 192V195H197L199 193L200 197L198 196L199 194L197 195V197H195V195L193 194L194 198L193 197L192 198H189V197L187 198V195H183V199L181 201V204L182 203H186V202H188L187 200H189V203H191V204H188L189 207H191L190 205H192V202H193L192 206L195 207V203H194V201H195L197 207H195L194 209L196 210V208H197V210H198V205L202 204L201 202L199 203V201H202V195L201 194L203 192V190H201L200 188L202 187V189H203V185H204V184H201V183L206 181V177H205L206 176V172L205 171H206V168L208 166L206 164H203V163H196V165L194 164L193 166L190 167V166H187V165L184 164L186 162L183 161L184 163H181L179 160H177L178 163L176 161V164L174 163L175 165H172V169H173V171H172V169L169 168L171 166L170 165L168 166V163L166 164L165 161L163 160V156H164L163 152H165L164 149L167 148L166 144L164 143V144H161V146L160 145H158ZM101 147H100V149H101ZM127 147H128V150L131 152V154L126 149ZM93 148H95V147H93ZM66 149H68V150H66ZM69 153H71V155H69ZM124 154L125 155L127 154L125 156V158H124ZM3 156L6 157V158H4ZM121 156L123 158H121ZM75 159H76V162H75ZM120 159H124V160L121 161ZM159 159H161V160H159ZM39 160H41V161H39ZM157 160L161 161L162 163L158 162ZM37 161H39V162H37ZM78 161H80V162H78ZM127 161H129V160L127 159ZM163 162L168 167L167 166L164 167L165 164ZM259 162L260 163L256 165V167L258 166L257 168H259V170H257V171L260 174V176L263 175V177L262 176L261 177H262V179H264V167H263L264 166V161H259ZM262 162H263V164L261 166H259ZM39 163H40L41 167L39 166ZM157 163L159 165L160 164L161 165L159 166ZM127 164H128V162H127ZM155 164L158 165V167L155 166ZM122 165L119 164V167L121 166V169H122ZM166 168H168V169H166ZM169 169H171V171H169ZM70 171L72 172V174H71ZM90 172H91V174H90ZM153 172H154V174H153ZM194 172H195V174H194ZM44 174L48 175V176H45L46 178L47 177L48 178L52 177V178H50L51 180L44 178L43 177ZM173 174H175V175H173ZM202 174H204V175L202 176ZM241 176H242L241 178L243 179V180L241 179V181L244 182V184L242 182V184L244 186L241 184L242 187H241L240 191L234 192L232 198L230 197V198H226L225 199V201L227 202V205L225 207L226 210L224 211V214L219 215V217L216 219L214 224L210 221L207 224L204 222L201 225L202 229L200 230L201 233L199 232L200 235L198 234V237L199 238L202 237V239H203V240L201 239L202 243L199 244L203 248L198 246L197 250L199 252H197V254L198 255H203L204 258H208L206 260L209 261L208 262L209 264H216V263L220 264V262L214 261V259L220 258L222 260L224 258L227 259V257H229L233 261V262H231V264H255V263L264 264V197H261V194L256 193V191L254 192V190H251L252 182H250V180H251V178L253 180L252 176H250V175H246L245 177L243 175H241ZM78 177H79V179H78ZM92 177H93V175H92ZM88 178H89V180L91 179L90 182H88L89 181ZM201 178H203V180ZM245 180H248L249 182L248 181L245 182ZM199 181L201 183H197ZM175 183H178V185L176 187H175V185H176ZM263 183H264V180H263ZM80 184L82 186L83 185L84 186L82 187V186H80ZM64 187H66V188H64ZM77 187L82 188V190H80V188H77ZM90 188H91V186H90ZM120 188H119L120 191L124 192L127 189V186L126 187L125 186H121ZM176 188H179L180 190H178ZM183 188H186V189H183ZM65 189H66V191H65ZM72 189H73V191H72ZM83 189H85V190H83ZM131 189H134V188H131ZM174 189H176V192H175ZM78 190L81 191V192H79ZM13 191H15V192H13ZM63 191H65V192H63ZM76 191L78 193L77 195L74 194ZM12 192L16 194L15 198L13 196H11L10 193H12ZM241 192H242V194H241ZM130 193L131 192L128 193L127 190H126L125 194H122L121 197L122 198L124 197L123 201L125 199H128V201H129L128 202V201L125 200L124 201L125 203L127 202L129 204L130 200L133 198L132 197L133 195L131 194L132 196H130ZM66 194H67V196H66ZM5 196H8V198L5 197ZM107 196H106V199L109 198ZM142 196H141V198H142ZM69 197H70V200L68 199ZM76 197H77V199H75ZM104 198H103L104 203H106V202L108 203V200H105ZM172 200H173V202H172ZM235 200L238 201V202H236ZM186 207H188V206H186ZM235 209H237V210H235ZM251 209H254V210H251ZM250 213H252V214H250ZM102 216L99 217V219L92 220V223L96 222V220H98V222L102 223V224L109 223L111 218L110 217L108 218L107 216H103V217ZM6 217H8V219ZM66 217H67V220H66ZM186 217H188V216H186ZM251 217H253V218H251ZM5 219H7V220H5ZM243 219H244V221H243ZM102 220H103L104 223L102 222ZM73 221H74V223H73ZM10 222H12V223H10ZM123 222H125V221H123ZM183 223H184V225H183ZM239 223H240V226H239ZM235 224L238 227L234 226ZM195 225L196 224H193V226H195ZM207 225H209L211 227H209ZM27 226H29V227H27ZM30 226H32V227H30ZM1 228H2V230H1ZM239 228L243 229V231H244L243 239H244L245 243H243V241H241V239H240V237L238 235ZM244 228H245V230H244ZM52 229H54V230H52ZM145 229H146V231H145ZM192 229H193V227H192ZM232 230H234L235 233ZM12 232H16L17 233V236L14 239H11V236H10ZM188 234H190V233H188ZM71 235H73V237ZM74 236L77 237L76 234L72 233V234L69 235V237H67L65 239L67 241L66 243H68L69 246H70V241H71V245H72L73 248H74L73 244L76 243L75 241L77 239V238H75V241H74L73 240ZM186 238H188V239H186ZM16 240H17V242H16ZM132 242H133V244H132ZM192 242H194V243H192ZM207 242L210 243L209 249L206 246ZM57 243H59V244H57ZM225 243H227V244H225ZM68 244H66V245H68ZM184 244H185V246H184ZM13 245H14V247H13ZM27 245H30V247L27 246ZM187 246H189V248H187ZM25 248H26V250H25ZM225 248H226V250H224ZM21 249L23 250V252H21L22 251ZM190 249H191V252H190ZM68 250H69V247H68ZM70 250H71V248H70ZM217 251H218V253H217ZM182 252H183V255H182ZM247 254H248V256H247ZM60 255H61L62 258H64V255H66V254L63 253V254H60ZM214 257H216V258H214ZM12 258L13 259L15 258V259L13 260ZM225 259L222 260V261H225ZM251 259H252V261H251ZM7 260H8V262H7ZM193 260H194L193 262H195V264H197V262L199 261V258H194ZM23 261H24V263H23Z\"/></svg>",
  "mask_w": 264,
  "mask_h": 264
}]
</instances>
